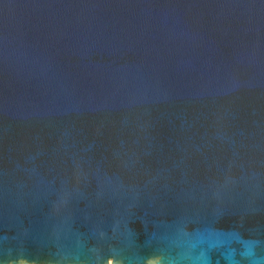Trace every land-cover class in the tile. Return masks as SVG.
Masks as SVG:
<instances>
[{
  "label": "water",
  "instance_id": "water-1",
  "mask_svg": "<svg viewBox=\"0 0 264 264\" xmlns=\"http://www.w3.org/2000/svg\"><path fill=\"white\" fill-rule=\"evenodd\" d=\"M0 264H264V0H0Z\"/></svg>",
  "mask_w": 264,
  "mask_h": 264
}]
</instances>
